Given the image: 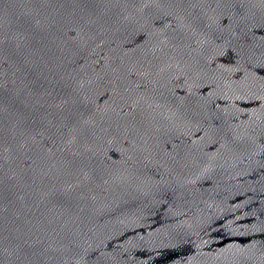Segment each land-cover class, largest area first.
<instances>
[{
  "label": "water",
  "instance_id": "95a60500",
  "mask_svg": "<svg viewBox=\"0 0 264 264\" xmlns=\"http://www.w3.org/2000/svg\"><path fill=\"white\" fill-rule=\"evenodd\" d=\"M0 264H264V0H0Z\"/></svg>",
  "mask_w": 264,
  "mask_h": 264
}]
</instances>
